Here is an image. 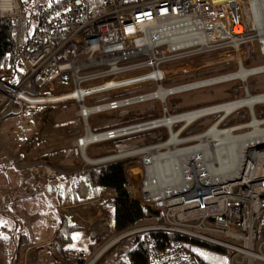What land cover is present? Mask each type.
I'll return each mask as SVG.
<instances>
[{"label":"built area","instance_id":"2783aa9c","mask_svg":"<svg viewBox=\"0 0 264 264\" xmlns=\"http://www.w3.org/2000/svg\"><path fill=\"white\" fill-rule=\"evenodd\" d=\"M257 2L264 18V0H37L30 6L29 24L21 0H0V22L12 20V39L24 66L21 74L10 69L0 73V121L35 107L77 104L85 133L76 145L85 162L92 168L122 163L129 198L162 216L161 221L123 233L119 239L166 231L222 248L228 264H264V134L256 133H264V116L257 117L255 112L257 105L264 104V92L252 94L248 80H241L242 97L179 113L169 112L166 105L172 94L236 80L232 76L245 62L264 58L260 32L264 23L257 18ZM232 64L238 66L232 72L163 85L169 79H185L204 69ZM247 68L260 69L252 75L263 73L264 63ZM149 84H155L156 89L94 105L86 103L96 96ZM248 96L262 100L253 109L240 107L238 103ZM154 98L163 103L162 117L98 133L91 130L90 115ZM242 108L248 109L249 121L223 126ZM217 114L204 131L183 135L199 119ZM159 127L168 130L162 142L124 151L112 149L107 156L92 159L95 163L88 161L86 151L94 143ZM212 130L237 138L236 170L212 177L196 159L187 158L182 161L184 179L155 190L153 155L167 152L173 138L181 141L176 147L187 148L200 143V136ZM211 164L219 165L216 161ZM0 167L30 171L44 187L75 175L46 161L26 162L23 154L1 139ZM147 245L149 264H197L183 240L159 247L150 238ZM68 254L87 256L82 251Z\"/></svg>","mask_w":264,"mask_h":264},{"label":"crops","instance_id":"0c3cea01","mask_svg":"<svg viewBox=\"0 0 264 264\" xmlns=\"http://www.w3.org/2000/svg\"><path fill=\"white\" fill-rule=\"evenodd\" d=\"M41 108L28 109L24 113ZM75 114L83 121V133L76 138H72L64 146L60 144L58 147L57 145L62 151L63 147L65 149V154H63L62 159L60 158V163L51 162L49 158L48 160L46 159V162L74 172L75 175L57 179L44 187L42 182L36 181L30 174H24L23 171H18L12 167H0V180H5L8 183V188H10L8 194L0 197V208L7 207L6 210L9 208L14 211L12 216L0 213V264H85L93 257L98 260L103 255L97 262L99 264L110 249L115 250L117 255V261L114 264H130L129 251L133 247L134 238L123 241L125 237L119 239L118 237L121 233L114 228L117 194L107 189H101L95 193L83 175L84 171L93 166L84 167L87 163L76 145L77 139L84 135L85 129L84 120L78 114V109ZM121 119V117H116L109 120V123L118 122ZM135 123L138 122L123 123L97 132L91 130L98 133ZM24 128L28 129V127ZM1 140L6 141L2 138ZM108 141L110 140L101 142ZM89 147L86 154L91 159L107 156L110 150L115 149L107 148L106 154L89 156ZM23 149L28 150L23 145L16 146L15 150L24 155L26 162L39 160L33 156L28 157V154L21 151ZM18 173L23 176L18 177ZM15 176L21 179H16ZM48 185H52L50 191L48 190ZM19 186L26 188L24 193L28 194L25 197L26 201L21 203H19V190H16ZM20 208L27 209L24 210L26 216L22 215L21 217L18 214L13 216L15 211ZM29 209L32 211H29ZM67 220L73 225H78L79 229L74 233L73 242L68 248L66 247V252L62 253L56 244V237ZM126 247H129L128 251ZM69 251H82L87 256L83 260V257L75 254L69 255Z\"/></svg>","mask_w":264,"mask_h":264},{"label":"rangeland","instance_id":"374dc122","mask_svg":"<svg viewBox=\"0 0 264 264\" xmlns=\"http://www.w3.org/2000/svg\"><path fill=\"white\" fill-rule=\"evenodd\" d=\"M33 1L35 2L37 0ZM34 28L35 24L33 25L31 30H33ZM207 59L209 58H205L203 60ZM263 63L264 58H255L245 62V67H253ZM237 67L238 66L236 64H232L230 66L219 65L214 68L204 69L202 70L201 74L190 76L185 79H169L165 81L163 85L165 87H170L188 81L224 74L236 70ZM241 80H239L238 78L232 81L175 93L166 98V105L168 106L169 112L176 113L242 97L244 96V86ZM248 84L250 86V91L252 94L255 95L263 93L264 72L250 76L248 78ZM155 89V84L126 88L119 91H114L107 95L93 97L89 99L86 103L87 105L99 104L113 99H121L142 93L151 92ZM35 109L37 108L35 107ZM77 109V104L73 102H67L63 104L52 105L50 107H43L34 111L30 110L21 115L9 116L4 120L0 121V139L2 138L6 140V142L11 143L14 149H16V146L18 145H23L24 148L28 150L23 149L21 151H23L25 154H28V157L33 156L34 158L43 161H46V159L48 160L49 158L51 162L60 163V158H63V154H65V149L63 147L62 151L60 148H58L59 145L61 144L62 146H64V144L68 143L72 138H76L78 135H81L83 133V121L80 117H77L75 114ZM255 112L257 117L264 116V104L257 105L255 107ZM162 116L163 103L161 100L154 98L126 105L118 110L94 113L89 116L88 122L91 129L97 132L101 129L107 127H115L123 123L142 122L150 119H157ZM116 117H121V121L109 123V120ZM218 117L219 114L210 115L199 119L191 126H189L183 133V135H192L206 129ZM249 119L250 115L248 109L242 108L233 113L231 116H229L227 120L223 123V126H232L245 123L249 121ZM24 127H28V129H25ZM177 127L178 125L175 126V128ZM40 130L41 132H39ZM167 137L168 130L165 127L144 130L141 132L129 134L125 137L110 140L108 142L95 143L89 147L88 154L89 156L106 154L107 148H115L117 151L130 150L143 145L164 141ZM87 166L90 165L86 164V166L84 167ZM23 173L30 174L35 178L36 181H40V179L30 171H23ZM21 175V173H18L17 176L19 177ZM15 178L21 179L17 178L16 176ZM0 188V197H3L10 191V188H8V183H6L5 180H0ZM16 190H19V203L25 202V197L28 195L24 193L26 188H23V186H19ZM6 208L7 207L0 208V213L12 216V212L14 211L9 208L8 210H6ZM24 210L27 209L20 208L19 210L15 211L13 216H17V214L21 217L22 215L26 216ZM29 211L32 210L29 209ZM159 219L160 217L157 220L153 218L149 221H145L123 233H126L141 226H147L153 223H157L159 222ZM137 235L139 234H135L134 236H127L124 238L123 241L133 239ZM187 244L191 247L193 251L197 253H202V250L209 251L211 252L212 257L216 258L221 264L225 263L224 257L220 256L217 251L211 250V248L202 247L201 245L193 243L192 241H189ZM126 250L128 251L129 247H126ZM101 257H99L98 260L94 259L93 257L85 264H89L90 262H93V264H97ZM116 257L117 255L115 254V250L110 249L99 262V264H114V262L117 261Z\"/></svg>","mask_w":264,"mask_h":264},{"label":"trees","instance_id":"16d2710c","mask_svg":"<svg viewBox=\"0 0 264 264\" xmlns=\"http://www.w3.org/2000/svg\"><path fill=\"white\" fill-rule=\"evenodd\" d=\"M21 1L25 7L30 24V5L34 3V1ZM12 29L13 22L11 19H3L0 22V73L10 69L13 74L15 73V75H17L23 72L24 66L19 58L16 44L12 39ZM83 175L86 178V181L94 189L95 193L101 189H107L117 194L115 200L114 222V228L117 232H125L153 218L157 220L160 217L158 221L162 220V216L149 212L144 209L139 202L129 198L125 190V172L122 163H110L90 168L84 171ZM78 229V225H73L68 220L64 222L59 235L56 237V244L62 253L66 252L65 249H67L73 242L74 233ZM150 238L158 242L159 247H164L174 240H183L186 244L189 241H192L202 247L211 248V250L217 251L220 256L224 257V264H228L226 253L222 248L181 234L166 231H152L135 236L133 247L129 251L130 264H149L147 242ZM187 246L193 253L197 264H221L216 258L212 257L211 252L202 250V253H197L193 251L188 244Z\"/></svg>","mask_w":264,"mask_h":264},{"label":"bare ground","instance_id":"6f19581e","mask_svg":"<svg viewBox=\"0 0 264 264\" xmlns=\"http://www.w3.org/2000/svg\"><path fill=\"white\" fill-rule=\"evenodd\" d=\"M260 4V2H257L255 11L257 12V18L259 21L264 23V18L261 16L263 8ZM262 27L263 28L260 32L261 35L264 36V24ZM256 70L260 69H248L246 67H241L233 74L232 77L234 79H242V81L245 80L244 82L246 83L248 77L255 74ZM258 100H262V98H252L251 96H248L245 100L238 104H240V107L243 105L253 109V106L258 102ZM188 119H190V117ZM256 133L257 135L264 134L262 130H257ZM240 138L241 137H239V139ZM234 139L237 138L231 137L229 132H220L215 130H212L205 136H200V143L187 148L176 147L181 141L176 138L171 139L168 144L169 150L167 152L160 155H153L151 167L157 176V182L154 184L155 190H157L159 186L168 187L182 181L186 172L184 166L182 165V161L187 158L196 159L194 161H197L198 166L201 169L203 166L205 171L209 172L212 177H215L218 174L231 173V171L236 170L238 164L237 151L239 150L238 148L240 147V144H238ZM88 161L93 163L96 162L89 157ZM212 161L218 162L219 165L214 167L213 164H211ZM132 233L133 232H130L128 234ZM89 264H93V262H90Z\"/></svg>","mask_w":264,"mask_h":264},{"label":"water","instance_id":"95a60500","mask_svg":"<svg viewBox=\"0 0 264 264\" xmlns=\"http://www.w3.org/2000/svg\"><path fill=\"white\" fill-rule=\"evenodd\" d=\"M52 188V185H48V190L50 191Z\"/></svg>","mask_w":264,"mask_h":264}]
</instances>
